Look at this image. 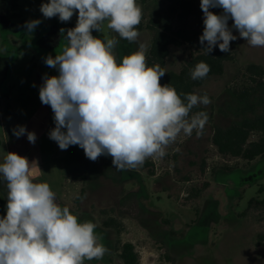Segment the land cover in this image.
Listing matches in <instances>:
<instances>
[{
	"label": "rangeland",
	"instance_id": "obj_1",
	"mask_svg": "<svg viewBox=\"0 0 264 264\" xmlns=\"http://www.w3.org/2000/svg\"><path fill=\"white\" fill-rule=\"evenodd\" d=\"M10 1L0 0V57L9 47L21 54L12 66L7 82L0 86V94L6 92L13 106L12 113L8 112L10 108L0 109V162H3L7 152L27 157L30 166L39 169L35 182H48L57 194V203L68 206L80 221L89 220L98 225L113 218L116 228L108 233L100 230L97 233L107 248L112 247L114 241L115 259L119 264H123L121 248L127 243L134 247L136 264H264V240L260 246L256 244L258 235H264V208L252 209L244 215L252 198L264 199V162L248 163L242 158L222 156L212 143L211 126L214 122L208 121L202 134L194 132L191 137L182 138L168 149V155L161 161L149 159L143 166L119 171L113 165L107 169L106 163L101 165L102 169L98 166L101 169L98 174L88 171L84 165L79 164L78 167L75 161L73 165L69 164L68 150L74 149L61 150L49 138L55 124L53 112L49 113L47 105L39 99L42 83L34 90L33 84H26L25 79L27 71H31L29 77L34 81L45 74L58 75L56 69H50L44 63V59L61 50L66 41L60 29L74 28L78 13L70 21L60 22L58 17L46 19L40 12L41 4L48 0H16L14 18L10 16ZM137 2L143 9L144 25L150 16L162 13L166 8L163 0ZM193 8L195 12L190 26L195 29L197 22L203 21L200 0H195ZM210 11L220 14L222 9ZM37 19L41 23L36 27L39 31L35 35L28 32L24 25ZM231 24L229 20V26ZM21 33L26 34L24 39H19ZM99 33L116 35L106 26L102 32L93 31V35ZM233 35L238 37L230 42L234 59L225 64L222 76L209 78L195 91L210 97L211 103L201 107L223 125L234 119L236 111L245 104H254L255 111L259 113L260 100L264 99L261 88L254 92L260 81L264 83V47L248 45L239 38L235 29ZM152 38L153 33L149 30L140 32L138 41L134 43L117 36V58L122 59L135 52L140 43L147 44L149 49ZM192 50L191 46L171 47L166 71L178 72ZM6 61L4 57L0 58V67ZM250 65L260 68L263 77L251 74L247 69ZM246 93L251 97L245 96L241 101L239 96ZM249 98L251 101H248ZM20 125L36 134L34 144L28 141L26 134L19 138L13 134V129ZM259 136L258 132H253L250 140H257ZM224 169L236 170L227 174ZM149 170H153L154 176L148 175ZM75 173L92 176L88 183L92 192L78 205L75 198L83 183L73 179ZM117 175L119 180L122 179L121 192L126 198H123L126 207L122 217H117L112 210L103 214L99 209V202L117 196ZM132 177L138 180H132ZM132 190H138L137 199L140 198L142 203L137 215V209L132 206V199L135 198V191ZM2 195L4 202L0 204V216L6 215L7 210V195ZM143 208L146 209L144 213ZM154 220L158 221L157 225L152 224ZM139 222H143L149 230L157 231L158 243ZM167 256L175 262H169ZM85 264L98 263L85 261Z\"/></svg>",
	"mask_w": 264,
	"mask_h": 264
},
{
	"label": "clouds",
	"instance_id": "obj_2",
	"mask_svg": "<svg viewBox=\"0 0 264 264\" xmlns=\"http://www.w3.org/2000/svg\"><path fill=\"white\" fill-rule=\"evenodd\" d=\"M200 8L204 28L199 43L206 55L216 46L230 52V42L238 38L233 29L248 45L264 47V0H200ZM214 8L222 12L210 11ZM40 12L60 22L78 13L74 28L60 29L66 41L61 50L44 59L58 75L45 74L39 87L41 103L53 112L49 138L61 150L78 145L89 160L110 156L115 169L128 170L149 159L161 161L182 138L202 134L209 115L193 109L211 103L207 94L181 93L171 83L161 84L166 71L159 64L148 65L145 43L117 58V36L129 43L139 39L143 9L137 0H48ZM40 23L30 20L24 27L32 32ZM105 26L116 35L105 34L103 40L93 35ZM210 71L201 61L190 77L202 80ZM13 134H26L32 144L37 139L23 125ZM35 175L28 158L15 152H7L0 162V180L7 187L6 215L0 216V264L102 260L108 248L97 225L80 221L68 206L57 203L50 184L35 182Z\"/></svg>",
	"mask_w": 264,
	"mask_h": 264
},
{
	"label": "trees",
	"instance_id": "obj_3",
	"mask_svg": "<svg viewBox=\"0 0 264 264\" xmlns=\"http://www.w3.org/2000/svg\"><path fill=\"white\" fill-rule=\"evenodd\" d=\"M163 1L166 5L164 11L162 13H157L150 16L147 20V24L145 25L142 24L141 21V24L138 26L139 32L149 30L153 33V38L147 53V63L149 66L159 64L166 71V61L170 55L171 47H193V50L189 54V58L181 65L179 71H166V74L161 78V84L171 83V85H173L176 90L181 93H195V91L200 88L209 78L223 75L225 64L227 62H231L234 59L233 52L231 48L230 52H221L219 47L216 46L209 55L205 54L204 50L202 49L203 46L199 43V37L202 35L204 28L203 21L197 22L195 29L191 28L190 26L195 12L193 8L195 0ZM16 7V0H11L9 6L11 17L15 18L14 11L16 10ZM201 16H203L202 10ZM38 31L39 30L35 28V30L31 33L36 35L38 34ZM25 35V33H21L18 37L19 39H24L26 37ZM96 36L102 40L104 38V35L101 33L97 34ZM19 54H21V52H17V50H15L13 47H9L4 51V58L7 59V71L11 70ZM201 61L210 65L211 71L202 80H192L190 77V71L197 63ZM247 69L251 74L263 77V71L256 65H250ZM260 88L264 91V83L261 81L258 83V87L254 90V92L257 93ZM2 95H4L6 100H9V95H7L6 92H2ZM245 96L251 97L250 94L246 93L243 95L241 94L239 99L243 101L242 99H244ZM248 101H251L250 98ZM260 101L261 102L259 105L261 106V109L259 113L255 111L256 106L254 104L250 106L245 104L242 109H240V107L238 112L236 111L233 117L234 119L230 120V122H228L226 125H223V123L221 124L219 121H217L215 117H212V114H208L210 115L208 121L214 122L212 123L213 126H211L212 143L217 147L219 153L222 156L242 158L248 163L257 161V163L259 162L261 164L264 162V99ZM201 110L206 111L203 107L199 106V108H194L193 112ZM253 132H258L260 136L257 140L252 141L250 138ZM69 147L74 149L68 150L70 153V158L68 160L69 164L73 165V161H75V165L78 167L79 164L84 165V167L88 171L90 170L93 174H98L101 172V165H105L107 163V169L108 167L112 166V158L108 156H102V158L99 157L100 159L98 158L95 162H93L86 158L84 150L78 145ZM98 166H101V169L98 168ZM224 170L227 172V174H232L236 169ZM254 170H256V168ZM66 173H68V171H66ZM137 173L140 174L139 172ZM148 175L150 177L154 176L153 170H149ZM91 177L92 176L85 175L83 173L73 174V179L80 180L83 183L82 189L78 194L79 198H75V204H80L83 199L87 198L88 195L90 196L92 191L90 190L91 187L88 185V183L90 182L89 180H91ZM115 178L117 196H115L113 199L109 197L108 200H102L103 202L101 203L99 202V209L103 214H106L107 210H112L117 217H122L126 207L123 205V202H125L123 198H126L121 192L122 179L120 178L121 180H119L118 175ZM132 180L136 181L138 179L137 177H132ZM138 190H132V192L135 191L133 192L135 198L133 197L132 199V206L137 209L136 215L139 212V205L142 204L141 199H137ZM259 192L261 193L262 190ZM261 208H264V199L260 200L258 197L252 198L248 203V208L246 212H244V215L248 214V212H250L252 209L255 210ZM144 210L146 209L143 208V213ZM144 215L147 217V214ZM133 218L136 217L133 215ZM155 221L156 220H154V223L152 224L157 225L158 221ZM139 223V225L147 230L150 236L158 243V238L156 236L157 231L149 230L143 222ZM101 226L105 227L106 229H114L117 227L116 221L113 218L103 221ZM263 240L264 235L259 234L256 241L257 246H260ZM120 258L124 264L137 263V255L134 252V247L132 244L127 243L122 246ZM167 258L169 262H175V259L172 257L167 256Z\"/></svg>",
	"mask_w": 264,
	"mask_h": 264
},
{
	"label": "crops",
	"instance_id": "obj_4",
	"mask_svg": "<svg viewBox=\"0 0 264 264\" xmlns=\"http://www.w3.org/2000/svg\"><path fill=\"white\" fill-rule=\"evenodd\" d=\"M3 53H4V51H3ZM53 56H55V55H53ZM2 57H4V54H2ZM2 57H0V58H2ZM6 63V62H5ZM51 69V68H50ZM12 70H10V71H7V68H6V64H4V66H1L0 67V86L2 85V83H4V82H7V80H8V77H9V74H10V72H11ZM31 73V71H27V73H26V75H27V77H26V79H25V82H26V84H28V85H35V86H33V89L34 90H36L37 88H38V86L41 84V83H43V80H42V78H41V76L40 77H38L39 79H37V80H32L30 77H29V74ZM2 88V87H1ZM0 90H2V89H0ZM33 90V91H34ZM10 108V110L8 111L9 113H12L13 112V106H12V103H11V101L10 100H6L5 98H4V95H2V94H0V109L1 108ZM47 109H48V112L49 113H52V111H51V108L49 107V106H47ZM8 114V113H7ZM10 116V115H9ZM0 119H2V116H1V110H0ZM21 156H24V155H21ZM30 168L36 173V175L34 176V177H32V179L35 181V178H36V176H38L39 175V169H38V167H36V166H30ZM2 193L3 194H6L7 195V187H6V184H5V182H1L0 181V204L1 203H3L4 202V198L2 197L3 195H2Z\"/></svg>",
	"mask_w": 264,
	"mask_h": 264
},
{
	"label": "flooded vegetation",
	"instance_id": "obj_5",
	"mask_svg": "<svg viewBox=\"0 0 264 264\" xmlns=\"http://www.w3.org/2000/svg\"><path fill=\"white\" fill-rule=\"evenodd\" d=\"M97 227H98L97 228L98 230H96V232H99V230L101 232H104V233H108V232L111 231V229H109V228L106 229L105 227H102L101 224H99V223H98ZM114 250H115V244H114V241H113L112 247H109L108 248V253L103 257L102 260L97 261V260L94 259L92 261L93 262H96L98 264H111L114 261V263L119 264L120 262L119 261H116V259H115V253H114L115 251Z\"/></svg>",
	"mask_w": 264,
	"mask_h": 264
}]
</instances>
